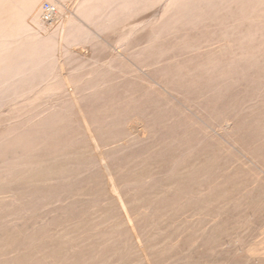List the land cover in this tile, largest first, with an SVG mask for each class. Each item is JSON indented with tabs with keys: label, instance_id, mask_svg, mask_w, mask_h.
I'll return each instance as SVG.
<instances>
[{
	"label": "bare ground",
	"instance_id": "obj_1",
	"mask_svg": "<svg viewBox=\"0 0 264 264\" xmlns=\"http://www.w3.org/2000/svg\"><path fill=\"white\" fill-rule=\"evenodd\" d=\"M45 2L0 0V264H106L117 254L115 246L103 252L118 236L114 226H106L110 212L94 210V202L107 203L116 193L96 181L79 180L91 164L98 174L103 170L98 163L110 167L122 151L158 135L160 118L147 107L134 110L132 102L126 103L132 112L126 115L121 101L129 94L125 86L116 92L113 87L120 77L89 78L85 72L109 69L111 59L136 58L142 66H159L168 56L210 55L203 51L208 32L218 27L222 36L213 39L233 44L227 57L243 63L247 54L255 55L251 67L257 70L248 74L264 80V59L243 42L259 38L260 0H70L66 11L52 2L42 10ZM219 65L230 64L211 65V73L204 65L193 75L202 83L193 87L206 96L220 87L234 100L237 94H229L234 88L226 92L229 86L222 84L243 73L220 72ZM191 81L186 75L187 90ZM247 90L238 93L241 99ZM130 98H136L133 92ZM41 101L43 108L29 112ZM146 117H152V125L141 130ZM162 143L153 142L154 147ZM128 186L130 181L116 188ZM145 197L135 199L144 203L137 209L143 221L160 210L158 202L147 203ZM120 200L119 209H131L132 202ZM125 226L136 255L151 250L153 238L147 232L131 236ZM55 242L62 248L59 253L51 249Z\"/></svg>",
	"mask_w": 264,
	"mask_h": 264
},
{
	"label": "rangeland",
	"instance_id": "obj_2",
	"mask_svg": "<svg viewBox=\"0 0 264 264\" xmlns=\"http://www.w3.org/2000/svg\"><path fill=\"white\" fill-rule=\"evenodd\" d=\"M69 1L47 0L42 10H49L52 2L57 9L66 11L64 4ZM259 11V38L243 42L245 47L249 46L248 51L257 48L264 59V0H260ZM208 33L210 40L203 51L210 55L168 56L159 66L148 62L142 66L136 58L111 59L109 69L92 68L85 72L90 74L89 78L120 77L113 83L115 92L125 86L129 94L121 102H132L134 110L147 107L150 115L160 118L158 135L122 151L110 167L98 163L103 168L98 174L95 164H91L90 172L79 180L96 181V185L107 189L113 187L116 193L107 203L94 202V210L110 212L106 226H114L118 236L103 252L110 253L115 246L112 250L117 254L106 264H264V80L248 74L252 69L257 70L251 65L258 57L247 54L243 63L233 59L236 61L233 64L227 57V49L233 52V44L224 45L213 39L222 36L218 27ZM221 63L230 65H219L220 72L243 73L222 84L229 86L226 92L231 87L235 89L229 93L237 94L234 100L227 99L220 87L207 96L194 89L202 83L193 76L201 67H209L211 73L210 66ZM159 71L166 72L168 78ZM186 75L194 79L190 90L184 87ZM245 89L247 94L241 99L238 93ZM131 92L136 97L133 101ZM44 105L41 101L29 112ZM126 106L125 114L132 113L129 105ZM151 118L146 117L139 129L151 126ZM75 136L81 143L78 132ZM159 141L164 145L154 147L153 142ZM86 157L90 155L86 153ZM128 181L131 186L116 188L118 183ZM138 197L160 205L156 217L144 219L145 223L137 217V209L144 206L143 202H136ZM121 198L133 203L131 209H119ZM122 226L130 229L131 236L140 233L142 237L147 232L153 238L151 250L145 252L148 248H144L136 255ZM118 241L121 245L116 247ZM51 249L55 253L62 250L56 242Z\"/></svg>",
	"mask_w": 264,
	"mask_h": 264
}]
</instances>
